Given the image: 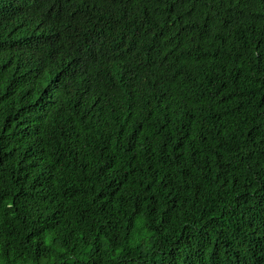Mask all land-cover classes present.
<instances>
[{
	"label": "trees",
	"instance_id": "obj_1",
	"mask_svg": "<svg viewBox=\"0 0 264 264\" xmlns=\"http://www.w3.org/2000/svg\"><path fill=\"white\" fill-rule=\"evenodd\" d=\"M0 264H264V0H0Z\"/></svg>",
	"mask_w": 264,
	"mask_h": 264
}]
</instances>
